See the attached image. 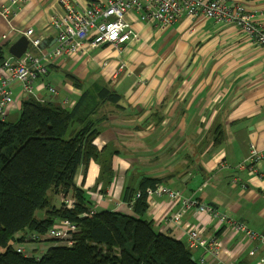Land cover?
Wrapping results in <instances>:
<instances>
[{
	"label": "crops",
	"instance_id": "1",
	"mask_svg": "<svg viewBox=\"0 0 264 264\" xmlns=\"http://www.w3.org/2000/svg\"><path fill=\"white\" fill-rule=\"evenodd\" d=\"M68 1L81 9L104 0ZM228 1L253 12L264 27V0ZM2 6L11 9L8 16L1 13ZM62 12L59 0H0V45L6 56L25 55L24 51L15 57L9 46L26 28L41 39L35 56L49 51L56 37L50 18ZM125 19L137 33L135 38L57 58L47 63L32 87L37 98L63 107L72 106L83 91L100 86L120 95L116 104L101 103L94 115L101 121L93 144L101 152H113L112 178L95 186L102 165L90 159L85 169L78 167L76 186L85 191L93 208L132 214L121 201L123 188H136L143 177L159 178L157 184L215 207L262 238L249 239L224 227L196 206L186 209L177 222L171 221L182 205L180 199L165 194L147 196L146 217L156 231L187 245V231L194 228L218 239L219 260L264 264V48L233 24L202 16L183 14L167 26L148 24L135 11L126 13ZM49 84L56 94L48 91ZM12 91L5 119L16 118L27 97L19 82L12 83ZM217 130L221 141L214 143ZM251 145L262 155L256 164L261 177L235 166L246 160ZM61 198L54 195L51 203ZM25 239L30 247L13 245L35 256L59 242L48 237L36 242ZM191 252L196 261L204 258L201 264H213L203 249Z\"/></svg>",
	"mask_w": 264,
	"mask_h": 264
},
{
	"label": "trees",
	"instance_id": "2",
	"mask_svg": "<svg viewBox=\"0 0 264 264\" xmlns=\"http://www.w3.org/2000/svg\"><path fill=\"white\" fill-rule=\"evenodd\" d=\"M5 57L0 45V61ZM119 99L107 86L83 91L70 107L27 96L16 118L0 120V264H201L193 248L156 231L146 217V188L159 178L143 177L136 188H123L121 201L132 214L93 208L74 182L78 167L85 169L90 159L102 165L95 186L110 182L113 152L93 144L101 121L94 115L101 103ZM213 140L219 143L221 132ZM58 194L63 202L52 204ZM62 219L75 226L69 245L57 242L39 256L16 250L13 243L44 236Z\"/></svg>",
	"mask_w": 264,
	"mask_h": 264
},
{
	"label": "built area",
	"instance_id": "3",
	"mask_svg": "<svg viewBox=\"0 0 264 264\" xmlns=\"http://www.w3.org/2000/svg\"><path fill=\"white\" fill-rule=\"evenodd\" d=\"M59 1L63 6V12L50 18V26L56 35L51 49L40 57L35 56L33 50L40 45L41 39L34 35L32 28H26L23 32L28 39L25 55L18 59H11L7 56L0 61V120L5 119L7 109L13 102V82L20 83L23 93L28 91L32 93L35 79L38 75L46 72L47 63L79 51L105 44H124L135 38L137 33L131 23L125 19L126 13L130 11L138 13L140 20L160 26L173 24L183 14L190 17L202 16L217 23L233 24L257 45L264 48V27L255 20L253 12L233 1L104 0L90 3L81 9L75 8L68 0ZM10 11L8 6L1 8V13L4 16H8ZM2 38H5V35H2ZM47 89L51 94H56V88L53 85L49 84ZM261 158L262 155L254 145H251L246 160L238 164L237 167L239 169L247 168L250 173L261 177L256 165ZM146 194L148 196L165 194L170 199H180L182 209L173 214L171 221L177 222L186 209L190 206H196L199 211L206 212L223 223L224 227L243 233L249 239L262 238L260 233L250 229L244 222L229 217L215 207L200 204L193 198H182L181 192L177 189L157 184L153 187H147ZM66 204L70 207L72 201L68 199ZM54 224L44 236L33 235L31 239L40 240L43 237H48L58 239L62 244L69 245L71 232L75 230L74 224L67 219L59 220ZM187 244L193 249L201 248L210 254L213 264H236L218 259L221 245L215 236L201 234L199 230L191 228L187 231ZM16 250L23 251L20 247H16ZM199 262L204 263V258L201 257Z\"/></svg>",
	"mask_w": 264,
	"mask_h": 264
},
{
	"label": "water",
	"instance_id": "4",
	"mask_svg": "<svg viewBox=\"0 0 264 264\" xmlns=\"http://www.w3.org/2000/svg\"><path fill=\"white\" fill-rule=\"evenodd\" d=\"M28 39L24 35L20 36L9 46V52L15 57H20L25 51Z\"/></svg>",
	"mask_w": 264,
	"mask_h": 264
},
{
	"label": "rangeland",
	"instance_id": "5",
	"mask_svg": "<svg viewBox=\"0 0 264 264\" xmlns=\"http://www.w3.org/2000/svg\"><path fill=\"white\" fill-rule=\"evenodd\" d=\"M25 94L24 95H26V96H30V97H34L35 99H37V100H40V98L38 97H36V95L34 94V92L33 93H31L30 91H28V92H24ZM32 94V95H31ZM48 94V93H47ZM48 97H49V95H48ZM21 103V102H20ZM19 106H21V104H19ZM7 119H8V117H7ZM10 119H13V118H10ZM239 163V162H238ZM237 163V164H238ZM237 164L235 165V166H237ZM62 195V194H61ZM61 201L63 202V196H62V198H61ZM60 202V201H59ZM59 202H58V200H55V204L56 205H58L59 204ZM39 215H41V213H39ZM31 241H34V242H36V241H39V240H31ZM20 243H22L25 247H30L31 245H32V243L31 242H28V241H23V242H20Z\"/></svg>",
	"mask_w": 264,
	"mask_h": 264
},
{
	"label": "clouds",
	"instance_id": "6",
	"mask_svg": "<svg viewBox=\"0 0 264 264\" xmlns=\"http://www.w3.org/2000/svg\"><path fill=\"white\" fill-rule=\"evenodd\" d=\"M51 239V238H50ZM60 242V241H59ZM61 243V242H60Z\"/></svg>",
	"mask_w": 264,
	"mask_h": 264
}]
</instances>
